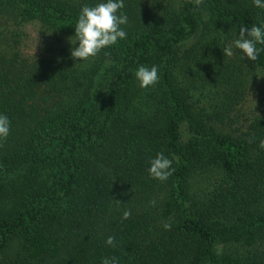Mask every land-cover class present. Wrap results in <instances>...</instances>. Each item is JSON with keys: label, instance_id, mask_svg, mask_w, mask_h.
I'll use <instances>...</instances> for the list:
<instances>
[{"label": "trees", "instance_id": "16d2710c", "mask_svg": "<svg viewBox=\"0 0 264 264\" xmlns=\"http://www.w3.org/2000/svg\"><path fill=\"white\" fill-rule=\"evenodd\" d=\"M101 2L0 0V264H264V51L223 54L264 8L124 0L127 39L74 60L81 8Z\"/></svg>", "mask_w": 264, "mask_h": 264}, {"label": "clouds", "instance_id": "9594fccd", "mask_svg": "<svg viewBox=\"0 0 264 264\" xmlns=\"http://www.w3.org/2000/svg\"><path fill=\"white\" fill-rule=\"evenodd\" d=\"M195 4L200 6L203 0H195ZM253 4L258 8H264V0H253ZM123 7L124 0H106L95 6L84 5L75 25V39L69 38L72 45L78 42V47L71 48V58L88 61L97 56L102 49L117 44L119 40L127 39V32L121 27L128 22L127 15L120 12ZM257 45H264V25H253L250 29L240 26L238 38L223 48V54L232 57L235 48L243 52L248 60L256 61L260 52L264 51V48H259ZM135 77L141 88L155 86L160 80L159 68L156 65L151 67L140 65L135 72ZM10 123L6 115L0 114V141L7 139ZM259 147L264 149V139L260 141ZM172 163L173 160L166 157L163 152L157 153L156 157L150 161L149 176L161 182L167 181L175 171ZM150 203L155 206L156 201L153 200ZM130 215V210H125L122 219H128ZM163 227L165 230H170L171 224L165 223ZM105 243L115 247V237L109 236ZM101 264H118V259L105 257L101 260Z\"/></svg>", "mask_w": 264, "mask_h": 264}, {"label": "rangeland", "instance_id": "374dc122", "mask_svg": "<svg viewBox=\"0 0 264 264\" xmlns=\"http://www.w3.org/2000/svg\"><path fill=\"white\" fill-rule=\"evenodd\" d=\"M33 35L36 37V35H35L34 33H33ZM33 41H34V42H33V44H34V43L38 42V39H35V40H33ZM49 42H50V40H49ZM45 43H48V42H45ZM56 43H57V42L54 43V42L51 41V45H54V44L56 45ZM34 45H35V44H34Z\"/></svg>", "mask_w": 264, "mask_h": 264}]
</instances>
